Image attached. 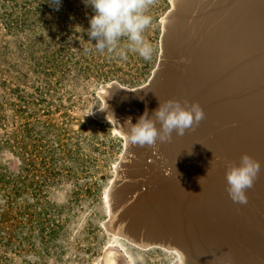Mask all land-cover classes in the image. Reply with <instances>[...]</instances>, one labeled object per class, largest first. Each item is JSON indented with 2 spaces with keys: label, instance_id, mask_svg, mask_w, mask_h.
<instances>
[{
  "label": "rangeland",
  "instance_id": "obj_1",
  "mask_svg": "<svg viewBox=\"0 0 264 264\" xmlns=\"http://www.w3.org/2000/svg\"><path fill=\"white\" fill-rule=\"evenodd\" d=\"M170 6V0H149L152 24L145 37L154 52L144 60L131 52L121 59L97 51L86 30L93 9L83 0H61L58 9L49 0H0V264H103L108 257L115 236L106 230L105 222L125 139L113 124L95 117L102 106L100 91L111 82L133 88L149 81L158 65L160 36ZM261 33L243 46L209 42L220 50L209 67L199 69L207 76L205 82L220 79L226 84L214 91L213 83L207 90L203 81L194 94L187 92L189 101L194 102L200 92L198 97L204 101L198 103L205 107V99L213 101L215 94L234 86L233 80L240 79L236 73L245 64L253 65L251 74L261 84L244 90L247 99L264 90ZM243 39L239 36L237 41ZM210 70L212 75L207 73ZM221 95L227 100L224 92ZM212 106L219 115L221 105ZM206 109L205 114L211 112ZM203 137L192 142L202 146ZM186 146L170 161L157 163L165 168L167 163L185 166L191 161L202 167L204 160L190 154ZM212 155L214 168L225 163ZM261 202L257 205L263 208L264 197ZM229 205L245 204L236 206L232 201ZM229 211L235 218L236 213ZM246 220V224L233 222L230 244L201 251L199 264H264V224ZM132 248V259L124 255L126 264L181 262L176 252L165 248L142 249L134 244ZM189 258L186 264H194L193 254Z\"/></svg>",
  "mask_w": 264,
  "mask_h": 264
},
{
  "label": "bare ground",
  "instance_id": "obj_2",
  "mask_svg": "<svg viewBox=\"0 0 264 264\" xmlns=\"http://www.w3.org/2000/svg\"><path fill=\"white\" fill-rule=\"evenodd\" d=\"M260 2L261 0L258 2L257 10L252 14L254 18H251L250 23L245 21L244 23L246 25H243L240 28L235 27L233 31H229L224 36H218L210 32L205 36L197 35L193 37V42L198 43L190 45L192 49H190V46L187 49L188 58L185 62L186 74L177 73L173 79L170 77L169 73L164 74L165 76H168V80H171L170 84H172V89L182 95L183 100L180 98L179 95L176 97V99L179 100L182 104H185V102H187V104H185L184 106L190 107L191 103L193 102L189 101L191 100L190 98L188 99L187 97H184L183 92L193 91L192 94H194L193 89L196 90L198 89L197 86H202L201 84L203 81L205 82L207 76H205L203 70H200L199 68L205 66L209 67V65L212 64L211 58L215 59L217 52L220 50V47L214 48L212 46H209V42L214 44H217V42H221L220 44L227 43L228 46H236L237 44H241V46H243L242 44L245 45L255 39L257 35L262 34L261 32L264 33V4H260ZM259 10L262 12L261 17H263V19L255 22L254 20H257L256 17L259 14ZM239 36H244L246 40L243 39L242 43L240 41H237ZM225 40L231 41L227 42ZM202 41H208V43L203 44ZM196 47L199 50H194V48ZM194 51L196 52V55L194 57L195 59L193 58ZM251 65L252 64H245L243 65L241 71H237L236 74L237 76L239 75L238 77L240 79L233 80L232 83L234 86H227L226 88L220 91L224 92V94L227 95V100H222L223 96H219L220 92L215 94V97L213 96V101L210 100L208 102L205 99V107L200 103L199 105L202 107L203 110L205 108H207L206 110L211 109V112L205 114L204 118L199 123L194 124L191 128L187 129L183 135H176L175 133H173L174 137H180V142L187 145L186 147L190 154L195 155L194 157H197V155H199V157L204 160V163H200L202 167L198 165L194 166L191 164L190 161L189 164L185 166L167 163L165 164V168H162L157 163V160L162 159L164 162H168L172 157L165 156L161 158L159 156V149H154L155 147L152 148L148 146L133 145V150L130 151V153L126 156L124 160V164L122 166L123 177L120 179V182L118 183L115 190V192H117V202L119 203L129 202L124 199L127 192L128 194L137 192L136 199L139 201L134 202L135 204L145 203L146 201L149 204L162 203L159 205L161 213H157L159 217L158 219L160 222L167 226H169L170 224L179 225L182 229L184 228L187 232L188 230L191 231V233L203 232L202 234L204 236L206 235V244L204 245V247H200L198 245V240L195 242L193 248L190 247L192 248L190 254H193L194 264H199L200 258H198V256L202 253L201 251H205L209 248H212V250H214L218 247L222 248L223 246L230 244L229 241L233 239L232 235L233 233H235L233 222L246 224V218L249 217L251 219V222L248 224L258 225L260 222L264 224V216H261L264 214V207L260 208L257 205L262 201V197H264V137H256L257 129L253 126V122H255V120L256 124L261 125V123H263V115H260L262 114V112H260V110L258 112L256 109L257 107H260L261 104L264 102V90H261L258 94H255L247 99V94L244 93V90L252 89L251 85H261L258 83L257 80L259 77L251 74V69L253 66ZM241 72L244 73L243 76H241ZM207 73L209 75H212L211 70L207 71ZM230 79L232 80V78ZM243 81L244 85L241 84V82ZM209 82L213 83L214 86L211 89L214 91H217L218 86H223L226 84L224 82H221L220 79L219 81L209 80L205 82V84L207 83V90L210 89V86H212V84ZM261 82L262 80L260 81V83ZM199 93L194 96V102L196 103H198L199 101H204L199 98L201 97V95L199 96ZM208 105L211 107H208ZM212 105H214L215 109H218V107L221 105L220 113L217 112L219 115H216V111H214ZM220 117L225 119V121L220 122ZM203 134L204 137L202 140V146L200 145V142H192L196 139H199ZM204 142L205 144H208V150L210 152L209 155L204 150L205 148H203L207 147ZM200 148L201 150H204L201 154L198 153L200 151ZM236 150L238 155H235ZM244 153H247L251 157L258 160L261 164V170L258 176L256 177L253 186L247 190V204H245L241 208H235L232 207L234 205H229L232 200L230 197H227L229 195L226 189V167L229 164L238 163L241 155ZM211 155L213 156V158L214 156H217L219 160L223 158L225 160V163L222 162L219 168H214L210 160L212 158ZM191 160L193 159L191 158ZM227 162L228 164H226ZM213 165H215L214 161ZM173 173L176 182H174L173 180ZM193 178L199 179V182L191 180ZM190 183L197 185V187H192ZM204 184L209 186L203 188L206 189V195L208 196V200L212 201L213 208L216 211L215 214L218 215V217L215 218L214 223H211L213 218L211 216L207 217V215H205V218H194L192 215H190L193 210V199L199 196L200 192L203 189L201 187L205 186ZM161 190H164L165 193H161ZM184 203H187L189 207L186 210L183 208ZM234 204H236V206L238 205V203ZM169 207H173L171 210L174 211L173 213L176 216L168 215L169 209L167 208ZM128 208L130 210L129 216L133 217L136 212L133 211L131 203L129 204ZM228 209L231 212L236 213L235 218L232 215L228 214ZM242 215H244V219L241 218ZM151 216L149 214L148 218H151ZM136 217L138 218L139 215L136 214ZM194 219H196V221L192 222V220ZM206 223L210 226L206 225ZM204 225H206L205 228ZM230 228H233L234 230H231ZM199 236L200 235H197L196 238L199 239ZM232 242L235 244L237 242V239ZM112 245L117 246L118 248H122V250L126 253V257L132 259V256L135 252L132 248L133 243L125 240L121 242L118 238L115 237ZM167 251L170 250L167 249ZM179 259L181 262H183L180 256ZM188 260L183 264L189 262ZM105 264H119L118 259L114 255V253L109 254Z\"/></svg>",
  "mask_w": 264,
  "mask_h": 264
},
{
  "label": "water",
  "instance_id": "obj_3",
  "mask_svg": "<svg viewBox=\"0 0 264 264\" xmlns=\"http://www.w3.org/2000/svg\"><path fill=\"white\" fill-rule=\"evenodd\" d=\"M260 0H170V8L164 17L162 33L160 36V55L156 69L153 72L149 81L138 87H127L120 83L111 82L103 87L100 91L102 106L95 112V117L102 121L114 125L115 129L125 139V150L123 158L113 183V192L110 194V214L105 222V227L110 234L118 238L121 242L128 241L142 249L152 247H161L170 251L176 252L181 260L185 263L190 256L191 249L198 240V245L204 247L206 244L202 233L188 232L179 225H165L159 221L157 213H161L160 204L145 203L135 204L138 202L136 194H126V202H117V192H115L120 179L123 177L122 166L126 156L130 153L133 147L126 138L127 127L126 120L131 117L135 123L138 117L145 111L149 115L152 114L159 106V99L163 102L168 99H176L179 95L183 100L182 95L172 89L171 80L164 74L169 73L173 79L176 74H186L185 62L188 58V47L194 43L193 37L205 36L212 32L218 36H224L229 31H233L235 27L240 28L246 25L244 22H251L254 18L252 14L257 10V5ZM260 4H264L261 0ZM262 11V9H261ZM256 17V21L263 19L262 12ZM206 40V39H205ZM199 41V40H198ZM231 41V40H225ZM233 41V40H232ZM184 97H187V92H183ZM159 98V99H158ZM262 112L263 119L261 125L253 122V126L257 129L256 137H264V102L256 109ZM159 126V124H157ZM176 145H180L176 147ZM184 143L180 142V137L172 136V139L167 142H157L154 149H159L161 158L170 156L174 158L180 152ZM171 158V159H172ZM173 180L174 179V173ZM199 182V179H191ZM204 180V178H203ZM192 187L197 185L190 183ZM203 187H209L204 184ZM161 193H165L161 190ZM205 193V194H204ZM169 196V195H168ZM193 210L190 215L194 218L213 217L211 223L215 222L218 215L212 205V201L208 200L206 189L203 188L199 196L193 199ZM132 204L133 211L139 215L136 217L129 216V204ZM169 207L168 215H175ZM183 208L188 209L187 203L183 204ZM140 214H139V213ZM150 214L151 218H148ZM216 215V216H215ZM176 216V215H175ZM158 219V220H156ZM159 221V222H158ZM196 221V219L192 220ZM206 225H209L206 223ZM204 225V228L206 227ZM210 226V225H209ZM213 226V224H212ZM216 229V227H215ZM202 234V235H201ZM197 235L199 239H197ZM192 247V248H190ZM114 253L119 264H126L122 248L113 246L108 251L109 254ZM107 259V258H106ZM106 260L103 264H105Z\"/></svg>",
  "mask_w": 264,
  "mask_h": 264
},
{
  "label": "clouds",
  "instance_id": "obj_4",
  "mask_svg": "<svg viewBox=\"0 0 264 264\" xmlns=\"http://www.w3.org/2000/svg\"><path fill=\"white\" fill-rule=\"evenodd\" d=\"M91 6L93 15L89 18L87 34L95 39V49L101 53L115 54L127 59L128 53L138 54L144 60L152 58L154 47L146 39L145 31L152 24L147 13L149 0H83ZM57 9L61 0H49ZM121 41H124L121 44ZM159 99V98H158ZM187 104V102H185ZM177 99L161 101L149 115L141 114L135 123L131 117L126 120V138L132 145L154 148L157 142H167L173 133L183 135L205 116L199 103L184 106ZM159 124V126H157ZM261 170L258 160L244 153L238 163L226 167L227 192L234 203L247 204V190L250 189Z\"/></svg>",
  "mask_w": 264,
  "mask_h": 264
}]
</instances>
